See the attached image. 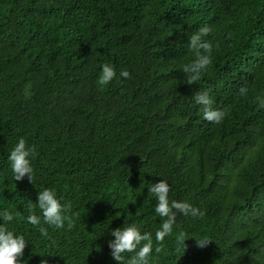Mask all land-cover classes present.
Wrapping results in <instances>:
<instances>
[{
    "label": "trees",
    "instance_id": "16d2710c",
    "mask_svg": "<svg viewBox=\"0 0 264 264\" xmlns=\"http://www.w3.org/2000/svg\"><path fill=\"white\" fill-rule=\"evenodd\" d=\"M205 26L212 62L189 83ZM105 63L131 78L99 85ZM203 92L220 124L204 119ZM21 137L35 148L31 182L8 161ZM161 179L170 202L202 215L178 213L159 244L166 218L149 189ZM45 188L71 205V227L41 220L47 237L26 219L42 215L31 205ZM5 210L29 241L24 264H118L111 231L133 222L152 233L151 264H264V0H0Z\"/></svg>",
    "mask_w": 264,
    "mask_h": 264
},
{
    "label": "clouds",
    "instance_id": "9594fccd",
    "mask_svg": "<svg viewBox=\"0 0 264 264\" xmlns=\"http://www.w3.org/2000/svg\"><path fill=\"white\" fill-rule=\"evenodd\" d=\"M210 32V29L205 26L200 29L199 33L190 38V47L197 51V59L190 65L184 67V72L189 75V83L199 80L202 71L211 64L212 44L203 39ZM200 50H203V54ZM130 79V72L127 70L121 71L119 77L115 67L111 64H103L98 76V84L108 86L114 79ZM196 103L203 105V116L208 122L220 124L225 113L215 110L211 107L212 100L207 92L196 95ZM35 154V148L29 146L25 138H19L18 142L10 151L8 161L10 162L11 172L15 182L23 181L25 176L29 181H34V168L32 166V157ZM170 184L166 180H159L152 184L149 192L156 198L155 213L163 219L161 226L155 232V241L162 244L165 238L171 235L176 224V216L178 213L184 216L191 215L196 218L202 213L198 208L193 207L190 203L176 200H169ZM32 208H38L42 215L35 212L29 215L27 222L33 226H39L40 233L47 237L48 229L41 226L43 224L55 229H63L65 221L71 227V221L66 213L71 205L62 204L58 199L57 192L52 188H45L37 193V200L31 205ZM0 264H24L25 249L29 244L23 234H18L14 229H9L5 226V222H12L14 215L8 211L0 212ZM111 235L115 240L109 244L112 258L118 264H151L153 253V236L150 232H142L141 226L136 222L130 225L117 228L111 231ZM180 239L183 241L184 234H180ZM210 241L207 239L197 240L200 247L206 246ZM160 248L156 247L155 252H160ZM133 254L126 260V254ZM44 264H47L45 261Z\"/></svg>",
    "mask_w": 264,
    "mask_h": 264
}]
</instances>
